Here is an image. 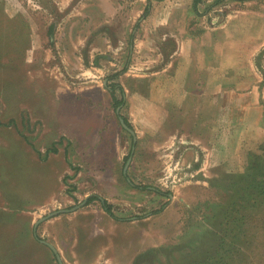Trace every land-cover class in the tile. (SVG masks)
I'll use <instances>...</instances> for the list:
<instances>
[{
	"label": "rangeland",
	"instance_id": "1",
	"mask_svg": "<svg viewBox=\"0 0 264 264\" xmlns=\"http://www.w3.org/2000/svg\"><path fill=\"white\" fill-rule=\"evenodd\" d=\"M201 38L215 121L184 99L206 97ZM247 175L264 191V0H0V264H58L42 242L61 264H264V215H229Z\"/></svg>",
	"mask_w": 264,
	"mask_h": 264
},
{
	"label": "crops",
	"instance_id": "2",
	"mask_svg": "<svg viewBox=\"0 0 264 264\" xmlns=\"http://www.w3.org/2000/svg\"><path fill=\"white\" fill-rule=\"evenodd\" d=\"M204 38H201L199 40V42H197L198 44H196V49L197 52H207V58H209V50H204L205 49V45L203 43ZM210 43V42H209ZM208 49L210 48V44H208ZM215 47L213 46L212 50H214ZM184 60H182L181 62L184 63L188 60L189 56H183ZM182 58V59H183ZM207 62V63H205ZM205 67V68H204ZM214 67V65H210V58L209 61H207L206 59L203 60V68L202 72L203 75L201 76V78L198 77V79L193 80L192 84H191V88H202L204 91V95H206V97H204L205 99H194L195 97L192 96L190 99H185L186 104L190 103L192 105L193 110H195L194 115L195 118L197 117V119L200 120H208V121H215L218 118H221V116L223 115L225 117V113H228V117H229V108L225 109L224 108L226 106H231V102H226L225 101V91H223L222 93V98L217 99L216 94V82H214V73L212 71H214V69L212 68ZM205 74V75H204ZM212 74V75H210ZM216 86V87H215ZM220 87V86H218ZM225 89V88H223ZM194 93V91H193ZM227 96V95H226ZM167 103L170 104H175V106H178L182 103H184L183 100H181L180 96H176V98L174 100H168ZM203 103L207 104V107H205V105H203ZM218 110V111H217ZM240 110V109H239ZM197 115V116H196ZM227 117V116H226ZM173 119H178V120H182V118L180 116H178L177 114H175L174 116H169L167 117V120H173Z\"/></svg>",
	"mask_w": 264,
	"mask_h": 264
},
{
	"label": "trees",
	"instance_id": "3",
	"mask_svg": "<svg viewBox=\"0 0 264 264\" xmlns=\"http://www.w3.org/2000/svg\"><path fill=\"white\" fill-rule=\"evenodd\" d=\"M155 1H162V0H155ZM198 3H199V0H194V7ZM16 128H17V125H16ZM241 178H243V177L241 176L240 180H242ZM245 179L246 180L243 183V185H244L246 193H248V194L245 193L244 195H242L240 197L242 199V202H244V204H245V199L247 200V208H246V205H245L244 207L242 206L243 208L240 207V209H238L236 212H234V208H235L236 204H232V206H231V210L232 211L230 212L229 215H233V216L234 215H238L239 213H241V210L248 211L247 212L248 214L247 215H243L242 214L240 216V218H239V221H240L239 224L240 225H236L235 227H238V226L241 227L250 217H252L255 213L257 214V212H260V213H262V215H264L263 214V209H264V191L261 189V185L262 184H259L252 175H247L245 177ZM250 213H253V215L248 216ZM233 216H232V218H233V222H234L236 217L234 218ZM226 224H227L226 227H228L229 225H232V220L227 221Z\"/></svg>",
	"mask_w": 264,
	"mask_h": 264
},
{
	"label": "water",
	"instance_id": "4",
	"mask_svg": "<svg viewBox=\"0 0 264 264\" xmlns=\"http://www.w3.org/2000/svg\"><path fill=\"white\" fill-rule=\"evenodd\" d=\"M120 123L122 124L123 128H125L124 125H123V123H122L121 121H120ZM129 132H130V131H129ZM57 213H60V212H57ZM55 214H56V213H55ZM53 215H54V214H52L51 216H53ZM47 218H48V217H47ZM47 218H45V219H41L40 221L37 222V224L40 223V222H42V221H45ZM42 243H43L45 246H47V247L52 251V253L56 256V260H57L58 264H61V262H60L59 258L57 257L56 252H55V250L53 249V247H52L51 245L45 243V242H42Z\"/></svg>",
	"mask_w": 264,
	"mask_h": 264
}]
</instances>
